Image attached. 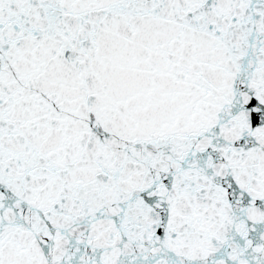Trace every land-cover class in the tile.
Segmentation results:
<instances>
[{
  "label": "snow or ice",
  "instance_id": "6c2138e0",
  "mask_svg": "<svg viewBox=\"0 0 264 264\" xmlns=\"http://www.w3.org/2000/svg\"><path fill=\"white\" fill-rule=\"evenodd\" d=\"M0 264H264V0H0Z\"/></svg>",
  "mask_w": 264,
  "mask_h": 264
}]
</instances>
